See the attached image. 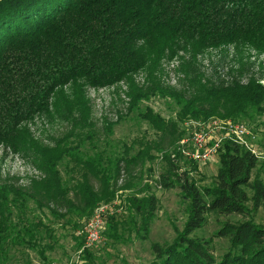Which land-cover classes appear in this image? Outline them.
<instances>
[{"label": "trees", "instance_id": "16d2710c", "mask_svg": "<svg viewBox=\"0 0 264 264\" xmlns=\"http://www.w3.org/2000/svg\"><path fill=\"white\" fill-rule=\"evenodd\" d=\"M226 47L237 52L238 65L207 70L199 63L210 50ZM244 50L264 54V0H0V159L20 155L39 173L0 177V264H9L15 249L48 261L53 247L43 238L53 239L54 229L42 216L30 218L31 203L80 229L99 204L114 198L123 174L129 177L122 188H133L135 169L155 160L154 149L166 164L157 182L180 189L189 217L173 242L153 244L150 264H264V224L254 218L264 210L258 157L225 141L209 186L180 170V153L172 159L188 120L250 124L264 114L263 65L256 71ZM92 86L111 90L105 107L127 104L117 107L118 122L135 115L162 125L154 126L159 141L145 140L134 154L100 149V134L112 135L116 123L98 130L87 96ZM156 97L173 105L174 117L141 110ZM37 119L69 127L58 134L44 130L43 137L34 130ZM138 192L128 196V209L140 217L145 237L159 199L149 183ZM211 215L228 218L211 236H194ZM215 238L229 244L219 258ZM91 256L87 251L85 258Z\"/></svg>", "mask_w": 264, "mask_h": 264}, {"label": "rangeland", "instance_id": "374dc122", "mask_svg": "<svg viewBox=\"0 0 264 264\" xmlns=\"http://www.w3.org/2000/svg\"><path fill=\"white\" fill-rule=\"evenodd\" d=\"M226 51H228V54ZM243 55L247 58V62L255 63L256 71L260 69H257L260 67V64L263 65V72L261 74L262 81L264 82V54L257 55L249 50H244ZM250 56L251 58L249 60ZM237 59V52L235 53L232 47H226L218 50H210L203 57L199 58V63L208 70L213 67L215 68V66L221 63L227 67L238 65ZM88 88L87 96L93 100L94 117L98 130L102 131V128L108 123H116L113 134L106 136L109 137L108 139H106L104 134H100V149L107 148V152L112 156L123 153L124 151L126 152L127 149H130V153L134 154L139 150L145 140L153 141V143L159 141V135L156 134L154 128L156 127L161 130L162 125L157 126L154 121V125H151L150 122L142 121L141 118L135 115L128 116L118 122L120 120V114L117 113V107H122V105L119 103L118 106L105 107L110 101L111 90H97L93 86ZM126 107L128 106L126 105ZM141 107L142 111L146 107H150L156 113H160L165 119L174 117L176 113L171 103L159 97L144 102ZM238 122L247 125L250 133L256 136V140H254L255 146L264 153V114L257 117L250 124L246 119L238 120ZM33 127L35 131H42L40 134L45 137L47 132L50 134L66 132L69 126L58 120L50 124L47 119H37ZM181 127L185 130L181 139L190 137L185 122ZM44 130L47 132L44 133ZM214 138L213 136L208 141L207 147H212L215 144ZM106 141L109 144L107 146L105 145ZM225 141L227 140L222 142L217 153L207 162H198L188 158L184 159L179 154V159L182 164L180 170L188 171L201 185H213L220 165L219 152ZM178 143L174 147L175 152L177 151ZM132 145L134 147L131 148ZM152 154L155 160H147L143 166L135 169L136 174L134 176L139 178L133 183L132 189L122 188L129 177L127 174H125L122 184H120V180L117 183L115 196L112 200L118 197L119 204L112 207L103 216L104 227L102 230V240L99 243L86 249L80 255L79 251L85 244V239L83 236L77 234L79 228H75L73 224L66 223L65 220L54 219L48 210L40 213L31 203L30 218L33 219L34 216H42L46 223L50 224L54 229L53 239L47 236L43 238V243L51 245L53 249H48L46 252L48 261H44L36 251L30 249H15V251H12L13 259L9 264H150L154 259L153 244L160 243L164 245L173 242L176 236L183 230L189 217L187 204L182 201L180 196V189H164L157 182L159 175L166 169L165 161L162 160V151L154 149ZM1 155L2 153L0 151V158ZM260 161L264 164L263 160ZM63 174L67 177L64 169ZM31 175H39V173L30 162L23 159L20 155L9 153L3 160L0 159V177L18 176L25 178ZM261 177L264 179V171ZM21 183L27 184L26 180L21 181ZM148 183L153 186V192L159 199V209L151 225L150 232L145 237H142L141 233H139V227L141 226V222H139L140 217L135 218L129 212L127 198L130 193L139 194L138 191H140V188ZM95 185L98 187V182L95 181ZM112 200L103 203L111 206L113 205V203L110 204ZM227 218L223 216L217 218L211 215L204 230L198 229L193 235H205L209 237L220 227L222 221ZM254 218L256 222L264 224V210H260ZM76 219L77 216L75 217ZM230 219L236 221L241 219V217L233 215L230 216ZM75 236L80 241H83L81 247H78V240ZM228 247L229 244L226 239L215 238V254L218 258L228 250ZM87 251H90L92 254L90 259L85 258Z\"/></svg>", "mask_w": 264, "mask_h": 264}, {"label": "built area", "instance_id": "2783aa9c", "mask_svg": "<svg viewBox=\"0 0 264 264\" xmlns=\"http://www.w3.org/2000/svg\"><path fill=\"white\" fill-rule=\"evenodd\" d=\"M173 66L174 64H171V67ZM171 76L175 77V74H171ZM126 105H123L122 108L126 107ZM185 126L190 137L183 138L179 141L177 151L172 154L173 159H177L178 152L184 159L188 158L198 162H207L214 157L224 140H231L251 151L259 160L264 161V153L255 146L254 140H256V136L250 133L247 125L242 122L213 118L209 121L188 120L185 122ZM213 136L215 137V144L212 147H207L208 141ZM124 177L125 174L120 179V184L124 181ZM112 203L113 205L111 206L106 203L99 204L95 208L92 216L84 223L83 227L78 229L77 234L83 236L85 239V244L79 251L80 255L86 249L95 246L102 240V230L104 227L103 216L112 207L119 204V198L117 197L112 200L110 204Z\"/></svg>", "mask_w": 264, "mask_h": 264}]
</instances>
